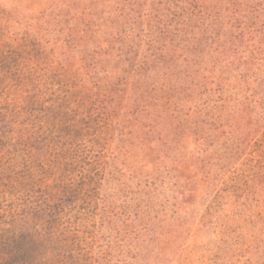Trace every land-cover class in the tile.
Listing matches in <instances>:
<instances>
[{
	"label": "trees",
	"instance_id": "1",
	"mask_svg": "<svg viewBox=\"0 0 264 264\" xmlns=\"http://www.w3.org/2000/svg\"><path fill=\"white\" fill-rule=\"evenodd\" d=\"M16 7L0 6V81L44 87L50 106L29 107L0 136V262L42 264L65 224L67 255L79 226L88 231V264H163L208 184L229 192L219 185L240 177L226 176L263 132L264 0ZM118 221L137 229L106 240ZM129 231L136 240L119 260L112 248Z\"/></svg>",
	"mask_w": 264,
	"mask_h": 264
},
{
	"label": "rangeland",
	"instance_id": "2",
	"mask_svg": "<svg viewBox=\"0 0 264 264\" xmlns=\"http://www.w3.org/2000/svg\"><path fill=\"white\" fill-rule=\"evenodd\" d=\"M41 2L42 0H0V6H17L16 11L24 13V6H32L31 10L37 11ZM1 15L7 18L9 14L4 12ZM8 60L4 59L0 53L1 70H5L9 66ZM20 81L19 79L9 81L12 84L10 87H4L6 83L3 79L0 81V136L5 128L8 130L10 127L8 126L10 120H14L12 121L13 127L14 122H16L15 126L20 128L18 122L24 121L28 115L29 107L50 106V102L46 101V97L50 95L49 91L35 83L19 84ZM40 103L41 105H36ZM71 104L74 105L73 102ZM41 118L45 120L43 115ZM17 128L15 132L19 130ZM262 131L263 137L260 133L261 137L259 134L258 139H253L243 154H237L236 172L226 176L238 174L240 177L234 182L229 180L227 184L219 185V188H226L229 192L216 193L214 191L218 180H213V183L208 184L210 187L207 190L211 195L205 194L201 200L196 201V207L193 208L196 213H194L193 218L189 217L185 231L177 241L162 249L164 254L169 247L167 253L175 250L167 260L165 259L163 264H232L239 257L241 261H238V264H243L246 260L250 264H264V127ZM50 140L49 137L46 143ZM191 148H193V144L190 143L188 149ZM34 153V151L30 152L29 156ZM17 155L16 159L19 160L21 154L18 152ZM155 220L149 227L154 225ZM122 223V221H118V225L113 226L114 229L109 228L107 231H103L106 240L114 235L118 228L119 230L125 228L134 231L137 229L135 221L128 222L127 227H122ZM64 225H61L58 233H56V241L53 243L54 248H56L55 251H52L48 255L49 258L44 260L42 264H88L90 258L94 257L95 251L93 248L88 249L89 245H87L86 240L83 242L80 240V237L85 239L88 231L79 226L77 232L79 242H75L76 245L73 244L75 245L72 249L73 253L67 255V248L74 240L75 235L72 227L65 230ZM161 225L160 230L162 232L170 230L165 224ZM75 228L78 227L75 226ZM88 229L91 230L90 226ZM125 234L124 241L115 243L119 247H111L112 254L119 260L123 259L122 254H120L122 249L126 251L133 248V242L136 240V232L129 231ZM165 236V234L161 235L162 241H164ZM146 237L141 238L145 239ZM112 239L114 240L113 237ZM4 240L6 241V239L0 241V246ZM125 243L128 245H124ZM154 246L155 243L148 247L150 254H152ZM1 251L4 250L0 248ZM3 262L8 263V258L2 260L0 264ZM134 264H136L135 261Z\"/></svg>",
	"mask_w": 264,
	"mask_h": 264
}]
</instances>
